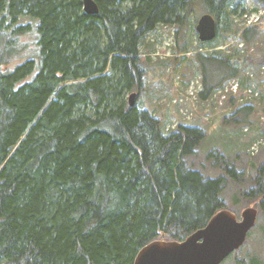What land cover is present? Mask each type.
I'll return each instance as SVG.
<instances>
[{
  "label": "trees",
  "instance_id": "1",
  "mask_svg": "<svg viewBox=\"0 0 264 264\" xmlns=\"http://www.w3.org/2000/svg\"><path fill=\"white\" fill-rule=\"evenodd\" d=\"M93 1L96 15L83 0H0V264H133L147 244L205 227L225 209L227 180L241 181L213 151L207 160L222 175L188 168L202 129L180 124L165 134L126 99L141 88L147 33L178 27L185 53L195 8L215 19L218 34V25L230 28L236 0ZM257 32L247 27L241 40ZM239 55L198 56L203 100L238 75L231 59ZM252 184L243 197L264 211V163Z\"/></svg>",
  "mask_w": 264,
  "mask_h": 264
},
{
  "label": "rangeland",
  "instance_id": "2",
  "mask_svg": "<svg viewBox=\"0 0 264 264\" xmlns=\"http://www.w3.org/2000/svg\"><path fill=\"white\" fill-rule=\"evenodd\" d=\"M236 2L239 6L230 15V28L218 25V34L209 43H201L197 38L195 27L205 12L195 8L185 27V53L179 51L182 43L178 27L162 25L147 33L139 47L138 59L144 70L133 105L148 109L158 118L165 134L174 132L180 124L202 129L204 139L195 154L184 158L188 168L199 171L205 178L222 175L220 165H214L211 158L207 160L213 151L241 173V181L226 182L222 193L225 209L240 220L243 210L254 208L256 223L243 245L221 264H264V211L259 209L257 201L243 197V192L252 188V181L264 163V6L257 0ZM35 22L26 17L19 19L20 24ZM250 26L258 32L245 44L240 33ZM238 29L239 33H235ZM228 30L231 32L227 33ZM236 52L240 59L231 60L239 70L238 75L223 81L220 88H213L203 100L199 94L206 81L198 56L219 58ZM249 73L253 74L252 80L247 78ZM217 78V75L211 77L206 84L211 87ZM252 86L256 97L250 96ZM131 94H127V101ZM242 105H251L248 116L236 113Z\"/></svg>",
  "mask_w": 264,
  "mask_h": 264
},
{
  "label": "water",
  "instance_id": "3",
  "mask_svg": "<svg viewBox=\"0 0 264 264\" xmlns=\"http://www.w3.org/2000/svg\"><path fill=\"white\" fill-rule=\"evenodd\" d=\"M83 11L88 15L98 14L93 0H83ZM201 43L216 38L217 25L210 14H203L195 27ZM135 93L129 97L133 105ZM257 210L247 208L240 220L227 209L217 212L203 227L183 241H153L144 246L135 256L133 264H221L230 254L238 250L254 227Z\"/></svg>",
  "mask_w": 264,
  "mask_h": 264
},
{
  "label": "built area",
  "instance_id": "4",
  "mask_svg": "<svg viewBox=\"0 0 264 264\" xmlns=\"http://www.w3.org/2000/svg\"><path fill=\"white\" fill-rule=\"evenodd\" d=\"M248 77L251 78V80H252L253 74L252 73H249ZM234 82L236 83V81H234ZM236 84L238 85V83H236ZM249 91H250V96L256 97L257 92L254 90V87L253 86H252V90H249Z\"/></svg>",
  "mask_w": 264,
  "mask_h": 264
}]
</instances>
